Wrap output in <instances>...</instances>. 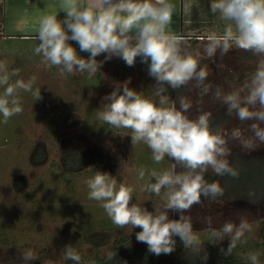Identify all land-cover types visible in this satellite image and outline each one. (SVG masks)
<instances>
[{"label": "rangeland", "instance_id": "rangeland-1", "mask_svg": "<svg viewBox=\"0 0 264 264\" xmlns=\"http://www.w3.org/2000/svg\"><path fill=\"white\" fill-rule=\"evenodd\" d=\"M0 2L5 8L4 23L0 17V62L7 63L9 72L20 70L19 76L11 77L10 82L35 77L33 90L40 88L42 96L41 100L35 101L31 93L21 91L23 112L11 117L7 124L0 123V264H23L21 255L29 249L38 257L31 264H74L64 258L63 248L67 244L78 251L81 264H92L95 255L105 258L106 253L112 250L115 235L135 230L131 226L117 228L99 202L88 199L89 189L85 181L96 171L111 174L118 184L132 186L133 203L150 211L161 205L160 196L141 191V188L148 181V173L152 169H167L173 161L165 157L161 163H154L151 150L145 144H131L130 129L113 128L97 119V112L104 103L102 98L125 81H129L130 88L143 92L146 98L158 103L159 97L154 94L155 80L149 76L148 65L142 63L140 57L132 67L121 58L113 57L91 79L87 73L61 77L59 68L45 67L42 58L34 54L33 48L39 41L32 39L45 14L57 12L58 19L64 18L65 13L59 8L61 0ZM170 2L175 5V10L169 30L185 37L189 51L201 54V66L207 65L209 71L204 83L210 88L205 92L203 86L196 87V82L192 81L187 85L188 91L176 94L172 90L173 94L168 95L169 103L174 101L179 107L180 97H184L191 103L187 113L190 118L210 111L212 116L221 120L215 127L221 126L229 134L240 128L245 138L253 137L248 130L250 121L242 123L235 114L227 115V120L223 121L221 115H226V105L215 100L214 93L217 87L225 93L240 88L255 71L261 57L233 48L223 56L217 52L215 63L208 60L204 51L207 36L213 32L222 34L228 22L212 16L210 0ZM69 43L80 56L88 57V53L80 52L75 41ZM104 55L98 56L97 60H104ZM65 145H81L106 152L111 156L113 168L105 170L85 166L79 172H65L60 166ZM229 147L232 151L229 160L239 170V177L216 176V181L223 187L222 180H225L232 190L223 187V200L202 197L201 204L194 205L186 214L191 216L204 249L207 252L214 250L222 257L225 256L220 249L227 248L229 239L209 241L207 219L211 218L212 228H220L225 222L239 224L241 221V218L226 221L229 209L244 213L245 219L249 215L258 216V219H246L252 225V231L245 233L246 243H238L228 257L246 258L248 253L258 251L259 260L264 264V237L261 235L264 186L260 200L257 196L242 193L244 188L258 193L257 185L264 180L258 174V167L264 164L259 160L264 158V143L256 141L255 149L249 150L242 148L238 140L230 139ZM141 167L146 170L143 180L138 179L137 170ZM209 171L214 174L211 169ZM217 208L223 212L216 219ZM169 218L177 219L179 214L169 212ZM94 233H101L97 240H105L107 236L108 239L97 245L92 236ZM176 240L175 251L171 255H160L161 261H173L184 249L178 237Z\"/></svg>", "mask_w": 264, "mask_h": 264}, {"label": "clouds", "instance_id": "clouds-1", "mask_svg": "<svg viewBox=\"0 0 264 264\" xmlns=\"http://www.w3.org/2000/svg\"><path fill=\"white\" fill-rule=\"evenodd\" d=\"M59 8L65 13L63 19H58L57 12L41 17L37 34L32 37L39 41L34 54L42 58L45 67L59 68L61 77L87 73L88 79L100 73L103 64L113 57L121 58L129 67L140 57L155 80L154 94L159 102L146 98L125 81L102 98L97 119L113 128L130 129L131 144H145L154 163H161L165 157L173 161L167 169H152L141 188L161 197L159 208L154 206L150 211L133 203L134 188L118 184L103 171H96L85 181L88 199L99 202L117 228H139L136 241L146 244L150 254L171 255L178 237L185 249L203 253L200 259L206 264L208 253L186 213L201 204L202 197L215 200L224 195L219 181L205 179L209 169L219 177H239V170L229 160L230 139L249 150L255 149L256 141L264 143V0H210L212 16L228 23L222 34L207 36L204 48L206 58L213 63L217 52L223 56L233 48L261 57L240 88L225 93L217 87L214 93V99L226 105V115L235 114L238 121L251 122V138H245L240 128L230 134L221 126L213 128L210 111L190 118L187 113L191 103L184 97H180L179 107L174 101L169 103V88L177 90L192 81L196 87L203 86L205 92L210 88L204 83L209 71L207 65L201 66V54L189 51L185 37L169 30L175 10L170 0H61ZM69 41H75L88 57L80 56ZM101 54H106L104 60L98 61ZM19 74V69L9 72L7 63L0 62V123L7 124L23 112L21 91L31 93L35 101L42 99L40 88L33 90L35 77L10 82ZM137 171L138 179L143 180L146 170L141 167ZM169 212L178 213L179 218L170 219ZM207 223L209 241L229 239L227 248L220 249L225 257L232 255L238 243H246L245 233L252 231L246 219L239 224L225 222L220 228L211 227L210 217ZM63 254L65 259L80 264L81 256L73 245H65ZM116 256V251L106 253L108 261ZM259 257L258 251L250 252L246 259L250 264H260ZM37 259L31 249L21 255L23 264Z\"/></svg>", "mask_w": 264, "mask_h": 264}, {"label": "trees", "instance_id": "trees-1", "mask_svg": "<svg viewBox=\"0 0 264 264\" xmlns=\"http://www.w3.org/2000/svg\"><path fill=\"white\" fill-rule=\"evenodd\" d=\"M4 14H5L4 4L3 2H0V17H2L3 23H4ZM0 28H2L1 25ZM172 90L173 89L169 88L167 95L173 94ZM185 90H187V86L173 91L176 94H181ZM221 118L223 119V121L227 120V115H221ZM218 119L219 117L216 116L211 117V125L213 128H215L216 123L221 121L220 119L219 120ZM259 160L264 162V158ZM60 166L63 171L69 173L79 172L85 166H90L91 168L94 169L111 170L113 168V161L111 159V156L106 152L92 150L81 145H73V146L65 145L62 148ZM258 169H260V172L258 171V174H260L259 176L262 175L264 178V164L262 163V165H260ZM205 179L211 183L213 181H216V175L211 174L210 171L208 170V172L205 174ZM222 182L224 185L223 187L226 186L227 189L231 188L228 187L229 185L228 182H225V180L224 181L222 180ZM263 186H264V180L260 181L257 185L258 193L250 192V188H244V190H242V193L244 195H250L253 197L257 196L256 198L260 200V198L262 199L263 196ZM218 198L223 200L221 197ZM229 210H230L229 213L231 214L228 213V215H226V221L230 219H234L235 221H237L240 218L245 219L244 213H241L240 215V213L236 214L237 212L236 209H229ZM222 212L223 211L217 208L215 218L216 219L220 218L221 217L220 213ZM255 217L257 219L259 218L258 216L252 217L251 215H249L246 219L251 220V219H255ZM138 231H140L139 228L129 233H125L123 235H115L113 239V245L111 251H116L117 256L113 260L108 261L106 257L102 258L99 255H95L92 264H204V262H202L200 259V255H202L203 253H200L196 250L185 249V248L181 250L179 255L176 256L173 261H167V262L161 261L159 259V256L150 254L147 251L146 244L138 243L136 241L135 233ZM100 234L101 233L92 234V236H94V241L96 242L97 245L104 240V238L100 240L96 239V238H100ZM261 235L264 237V222L262 223L261 226ZM107 239L108 236L105 238V240ZM207 253L209 258L206 264H250V262L246 258L222 257L221 255L215 254L214 250H211ZM260 264L262 263L260 262Z\"/></svg>", "mask_w": 264, "mask_h": 264}, {"label": "crops", "instance_id": "crops-1", "mask_svg": "<svg viewBox=\"0 0 264 264\" xmlns=\"http://www.w3.org/2000/svg\"><path fill=\"white\" fill-rule=\"evenodd\" d=\"M236 214H238V212ZM240 215H241V213H240Z\"/></svg>", "mask_w": 264, "mask_h": 264}]
</instances>
